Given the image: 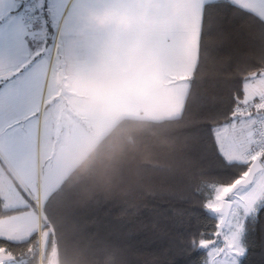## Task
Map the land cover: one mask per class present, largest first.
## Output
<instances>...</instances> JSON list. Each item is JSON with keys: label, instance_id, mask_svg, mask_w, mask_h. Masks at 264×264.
I'll return each mask as SVG.
<instances>
[{"label": "trees", "instance_id": "1", "mask_svg": "<svg viewBox=\"0 0 264 264\" xmlns=\"http://www.w3.org/2000/svg\"><path fill=\"white\" fill-rule=\"evenodd\" d=\"M215 2L227 6L215 13L222 50L199 48L182 113L119 120L43 203L42 221L52 232L45 258L40 232L23 241L0 238L17 264H50L54 242L55 264H176L201 238H213L220 217L207 203L218 185L243 178L252 160L229 161L209 129L237 116L246 81L264 71V21L230 0ZM43 8L35 6V23L48 18ZM25 209L7 208L0 194V218ZM207 260V253L200 258ZM259 261L257 247L251 264Z\"/></svg>", "mask_w": 264, "mask_h": 264}, {"label": "crops", "instance_id": "2", "mask_svg": "<svg viewBox=\"0 0 264 264\" xmlns=\"http://www.w3.org/2000/svg\"><path fill=\"white\" fill-rule=\"evenodd\" d=\"M230 1L264 21V0ZM21 2L0 0V165L27 198L7 207L27 209L0 218V226L18 236L0 238L11 241L39 232L33 202L43 204L119 120L182 113L205 5V0H59L63 60L54 64L48 22L41 18L28 26L24 8L16 12ZM104 10L142 12L144 23L130 30L99 27L91 16ZM260 74L246 81L245 98L264 93V71ZM227 124L247 129L249 147L254 115H237Z\"/></svg>", "mask_w": 264, "mask_h": 264}, {"label": "rangeland", "instance_id": "3", "mask_svg": "<svg viewBox=\"0 0 264 264\" xmlns=\"http://www.w3.org/2000/svg\"><path fill=\"white\" fill-rule=\"evenodd\" d=\"M58 4H59V0H46V1L45 0H35V1L30 0L29 2H27V7L32 8L34 12H35V6L40 8V11H45L44 10L45 8L43 7H45L46 5L49 7L46 10V12L48 13V18H46L47 15L44 17L48 19L47 20L48 28H49L48 34H49V37L51 38L49 42L48 50H50L54 64H56L58 60L59 61L63 60V47H62L61 40L59 39V34H58L59 31L57 30L59 26V15L61 13L62 8L59 7ZM57 5L58 7H56ZM67 8H68V5L66 7V10ZM217 128H218V131L215 137H216L217 143L223 155L229 161H246L244 155H245L246 150L248 149L247 129H243L240 127H234L231 124L229 126L228 124L227 125L222 124V125H219ZM262 162L264 164V160H262ZM41 171L42 173L46 171V167L44 165ZM38 176H39V181H40V177H41L40 170H39ZM0 190L2 191L3 197L6 201L5 202L6 207H9L12 205H21L22 203L27 202V198L25 197V194L23 193V190L21 189V187H19L15 183L14 179H11L10 176L6 175L1 165H0ZM253 195H264V169L259 171L255 175L253 181L250 184L239 187L237 190L233 192H232V187L230 186L218 185L215 189L214 198L207 203V208L209 211H214L222 207V205L224 204L226 200H230L232 203V206L230 208L229 215L227 218V221H230L231 214L234 213L238 207H242L247 202V200ZM42 205H43L42 201L36 200L35 202V209L37 210L36 220L37 222H39V230L41 231L43 229L42 224H44V221H42L44 220ZM32 223H33V219L31 217V219L28 221L29 226H31ZM9 230H10V227H8L7 225L6 226L1 225L0 235H6V236L11 235L13 237L17 235L13 232H10ZM201 240L211 241L212 239L201 238L198 241V246L200 245ZM213 252H214V249L210 250L207 253L208 254L207 261L213 258L212 256ZM55 254L53 256L52 255L50 256V260H49L50 264H55V261H56L54 257ZM17 263L18 261L14 258V256L10 254L9 252H7L2 246H0V264H17Z\"/></svg>", "mask_w": 264, "mask_h": 264}, {"label": "snow or ice", "instance_id": "4", "mask_svg": "<svg viewBox=\"0 0 264 264\" xmlns=\"http://www.w3.org/2000/svg\"><path fill=\"white\" fill-rule=\"evenodd\" d=\"M205 4L199 48L208 54L222 50L215 41L223 26L216 23L218 18L215 13L223 11L227 6L218 4L215 0H205ZM252 101L259 104L261 97L253 96ZM260 110L264 111V107ZM217 131L218 128L209 129L214 143ZM212 236L211 241L201 240L199 247L194 245L192 255L176 264H188L189 261L192 264H201L200 258L213 249V258L205 264H251V256L257 247L260 249L259 264H264V195L251 196L242 207H238L231 214L230 221H226Z\"/></svg>", "mask_w": 264, "mask_h": 264}, {"label": "built area", "instance_id": "5", "mask_svg": "<svg viewBox=\"0 0 264 264\" xmlns=\"http://www.w3.org/2000/svg\"><path fill=\"white\" fill-rule=\"evenodd\" d=\"M24 19L27 25L33 26L36 22L35 12L32 8H25ZM261 97L259 104H254L252 97L244 98L241 102L236 104L233 108V112L236 115H249V113H256L254 119V127L251 132V141L248 150L245 152V158L252 160L256 157H260L264 153V111L260 109L264 107V93L258 95ZM43 225V226H42ZM42 228H45L46 224H42ZM56 252V243H53L50 254L53 256Z\"/></svg>", "mask_w": 264, "mask_h": 264}, {"label": "water", "instance_id": "6", "mask_svg": "<svg viewBox=\"0 0 264 264\" xmlns=\"http://www.w3.org/2000/svg\"><path fill=\"white\" fill-rule=\"evenodd\" d=\"M263 169H264V164L262 163V161L259 158L254 159L251 162V164L249 165L248 170H247L246 174L244 175V177L241 178L240 180H238L232 186V192L237 190L239 187L246 186V185L250 184L253 181L255 175ZM231 206H232L231 201L226 200L224 202V204L222 205V207L212 211L213 214L220 217L219 229L221 227H223L224 223L227 221ZM51 234H52V232L49 228H46L42 231L41 247H42L43 258H45L46 251L49 247Z\"/></svg>", "mask_w": 264, "mask_h": 264}, {"label": "clouds", "instance_id": "7", "mask_svg": "<svg viewBox=\"0 0 264 264\" xmlns=\"http://www.w3.org/2000/svg\"><path fill=\"white\" fill-rule=\"evenodd\" d=\"M91 20L99 27L114 26L120 29L130 30L144 23V14L142 12L132 14L128 12H117L115 10H104L92 14Z\"/></svg>", "mask_w": 264, "mask_h": 264}]
</instances>
